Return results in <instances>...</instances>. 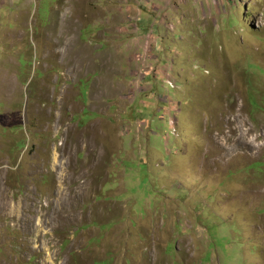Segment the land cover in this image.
I'll return each mask as SVG.
<instances>
[{"label":"rangeland","instance_id":"rangeland-1","mask_svg":"<svg viewBox=\"0 0 264 264\" xmlns=\"http://www.w3.org/2000/svg\"><path fill=\"white\" fill-rule=\"evenodd\" d=\"M10 1L0 264H264V0Z\"/></svg>","mask_w":264,"mask_h":264},{"label":"built area","instance_id":"built-area-1","mask_svg":"<svg viewBox=\"0 0 264 264\" xmlns=\"http://www.w3.org/2000/svg\"><path fill=\"white\" fill-rule=\"evenodd\" d=\"M8 1L9 0H0V7H3ZM170 124H171V126L173 125V129L176 131V128H175L176 120L170 119Z\"/></svg>","mask_w":264,"mask_h":264},{"label":"bare ground","instance_id":"bare-ground-1","mask_svg":"<svg viewBox=\"0 0 264 264\" xmlns=\"http://www.w3.org/2000/svg\"><path fill=\"white\" fill-rule=\"evenodd\" d=\"M30 222H31V219H30ZM32 226H33V225H32ZM40 228H41V225L38 226L35 230L33 229V230H34V233L36 234V233L39 231ZM33 230H32V231H33Z\"/></svg>","mask_w":264,"mask_h":264},{"label":"crops","instance_id":"crops-1","mask_svg":"<svg viewBox=\"0 0 264 264\" xmlns=\"http://www.w3.org/2000/svg\"><path fill=\"white\" fill-rule=\"evenodd\" d=\"M10 1V0H9ZM10 2H13V0H11Z\"/></svg>","mask_w":264,"mask_h":264}]
</instances>
